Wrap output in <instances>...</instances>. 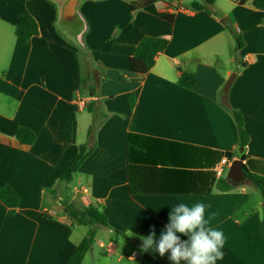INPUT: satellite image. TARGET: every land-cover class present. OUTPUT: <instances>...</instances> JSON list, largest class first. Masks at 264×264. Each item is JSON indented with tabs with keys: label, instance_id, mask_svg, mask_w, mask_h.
<instances>
[{
	"label": "crops",
	"instance_id": "crops-1",
	"mask_svg": "<svg viewBox=\"0 0 264 264\" xmlns=\"http://www.w3.org/2000/svg\"><path fill=\"white\" fill-rule=\"evenodd\" d=\"M134 1L80 0L79 27L62 29L58 0H0V189L20 197L14 211L0 200V264H69L86 237L65 214L59 180L89 141L93 101L105 115L70 195L106 216L96 239L105 229L118 245L108 258L162 264L140 237L154 229L158 241L183 200L204 203L209 226L223 232L217 264H264L263 198L249 178L264 179V8L216 0L209 14L202 0H157L134 11ZM23 14L39 27L27 42L16 35ZM147 36L169 44L140 76L129 59ZM184 72L195 75L191 90L180 85ZM233 73L228 103L244 116V149L221 93ZM18 128L36 141L22 144ZM228 154L243 160L246 181L224 191L217 168Z\"/></svg>",
	"mask_w": 264,
	"mask_h": 264
},
{
	"label": "trees",
	"instance_id": "trees-1",
	"mask_svg": "<svg viewBox=\"0 0 264 264\" xmlns=\"http://www.w3.org/2000/svg\"><path fill=\"white\" fill-rule=\"evenodd\" d=\"M157 0H140L132 2V9L138 11L145 7L147 4L156 2ZM216 0H202L203 6L209 14H212L211 7L214 5ZM249 0H237L239 5H245ZM255 8H264V0H253ZM169 19V18H168ZM39 34V27L36 20L28 14L21 15L20 22L16 28V35L21 40L27 42L32 37ZM237 41L238 49H242L244 43L240 34L234 33ZM169 44L167 37H144L134 52V55L130 57L129 63L132 71L140 76H145L156 64V59L160 53H162ZM195 84V75L193 73L184 72L180 78V85L187 89H193ZM100 82L97 78L93 77V86L90 89L92 98L99 97ZM134 94L130 96L133 99ZM132 101V100H131ZM133 103V102H132ZM225 108L232 115L238 128V136L241 148L244 149L249 144L250 136L245 127V119L243 114L230 107L229 103H224ZM88 112L94 117L92 126L89 129L88 143L81 145L79 152L69 167L61 174L60 183L66 187V192L61 200L64 207L65 214L76 226H82L87 228V235L78 245L75 253L69 260V264H82L86 254L93 245L98 230L101 226H108V220L102 210L93 206H85L76 200L72 199L70 195V184L72 183L74 176L79 172L83 163L90 157L93 150L95 149V143L93 141V135L99 125L102 124L104 119V111L100 106L99 101H93L87 105ZM17 139L22 144L31 145L36 141V135L26 128H18L16 132ZM229 159L233 158L232 154L227 155ZM249 178L253 185L260 190L262 193L263 204H264V179L259 176L249 175ZM234 186L230 185L226 180L222 181L221 190L228 191L233 189ZM0 200L12 211L18 206L20 197L19 195L9 186H3L0 189ZM262 232L264 235V221L262 223ZM125 236L124 233H121ZM162 264H173L168 257L165 255L161 257L157 252L149 250Z\"/></svg>",
	"mask_w": 264,
	"mask_h": 264
},
{
	"label": "clouds",
	"instance_id": "clouds-1",
	"mask_svg": "<svg viewBox=\"0 0 264 264\" xmlns=\"http://www.w3.org/2000/svg\"><path fill=\"white\" fill-rule=\"evenodd\" d=\"M171 208L169 223L161 231L158 241L154 229L148 236L140 237L142 252L153 250L161 257L170 253L168 259L173 264H181L182 261L184 264H217L223 259L224 234L209 226L204 203L189 205L181 200ZM178 233L187 236V240H181ZM127 235H132L131 231Z\"/></svg>",
	"mask_w": 264,
	"mask_h": 264
},
{
	"label": "water",
	"instance_id": "water-1",
	"mask_svg": "<svg viewBox=\"0 0 264 264\" xmlns=\"http://www.w3.org/2000/svg\"><path fill=\"white\" fill-rule=\"evenodd\" d=\"M79 1L80 0H68L64 5L62 11L61 20L63 24L70 29L77 28L80 25V17L77 12ZM228 20L229 19L225 17L224 19H222V23L227 26ZM237 76V73H233L222 87L221 93L224 103H228L229 101L230 91L234 85V82L237 79ZM241 151L243 150L241 149ZM226 180L230 185L234 187L246 181V174L243 169L242 159H236L232 161V164L227 173Z\"/></svg>",
	"mask_w": 264,
	"mask_h": 264
},
{
	"label": "rangeland",
	"instance_id": "rangeland-1",
	"mask_svg": "<svg viewBox=\"0 0 264 264\" xmlns=\"http://www.w3.org/2000/svg\"><path fill=\"white\" fill-rule=\"evenodd\" d=\"M60 2V4L62 3V6L61 8V17H62V11H63V8H64V5L66 4V2L68 0H58ZM62 19V18H61ZM61 22V28L63 29L64 28V24L62 22V20H60ZM228 173V170H225V175H227ZM82 230L84 232H87V228H82ZM106 230L105 229H102L100 230V235L99 237L94 241L93 245H92V250H91V253H89V256H88V261H87V264H103L105 263L106 261H108L107 263L108 264H116L117 263V255L113 256L112 258H108L107 255H105L104 253L107 254V247L109 245L110 242H113L112 240L109 239L108 237V234L107 232H105ZM100 242H103L105 244V248H101L99 243ZM116 247H118V245L116 243H113ZM115 249V248H114ZM92 254L95 255V259H93L92 257ZM99 261V262H98Z\"/></svg>",
	"mask_w": 264,
	"mask_h": 264
},
{
	"label": "built area",
	"instance_id": "built-area-1",
	"mask_svg": "<svg viewBox=\"0 0 264 264\" xmlns=\"http://www.w3.org/2000/svg\"><path fill=\"white\" fill-rule=\"evenodd\" d=\"M232 164V160L229 159V158H224L219 167L217 168V176L218 177H221L224 173L225 170H229L230 166ZM100 247L101 248H105V244L103 242H100L99 243ZM114 247L115 245L113 243H109L108 247L106 248L107 249V254H112L114 252Z\"/></svg>",
	"mask_w": 264,
	"mask_h": 264
}]
</instances>
